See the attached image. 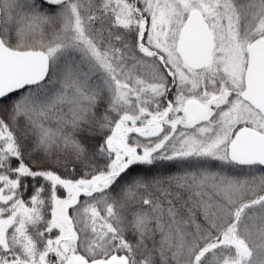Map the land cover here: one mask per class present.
Masks as SVG:
<instances>
[{"label":"snow or ice","instance_id":"6c2138e0","mask_svg":"<svg viewBox=\"0 0 264 264\" xmlns=\"http://www.w3.org/2000/svg\"><path fill=\"white\" fill-rule=\"evenodd\" d=\"M0 264H264V0H0Z\"/></svg>","mask_w":264,"mask_h":264}]
</instances>
